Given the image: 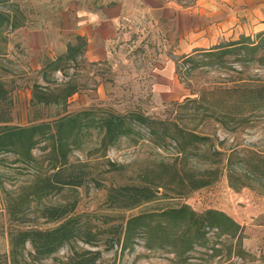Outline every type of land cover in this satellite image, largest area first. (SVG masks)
I'll use <instances>...</instances> for the list:
<instances>
[{"label":"rangeland","instance_id":"374dc122","mask_svg":"<svg viewBox=\"0 0 264 264\" xmlns=\"http://www.w3.org/2000/svg\"><path fill=\"white\" fill-rule=\"evenodd\" d=\"M92 1L8 0L0 4L11 19L0 31V132L4 126L53 125L62 116L89 113L82 116V128L69 138L65 152L70 163H83L90 174L79 188H45V178L61 165L54 126L30 154L0 149L1 258L7 257L12 264V238L18 231L57 225L42 217L45 207L76 201L74 215L79 216V225L98 233L119 224L125 228L129 219L141 214H149L148 223L153 224L158 213L182 206L197 214L210 209L223 212L239 228L222 222L226 232L209 230L205 240L181 253L169 239L152 241L149 249L137 224L127 249L120 244L108 249L110 234L99 233L95 244L77 238L33 264H53L55 258L68 261L75 250L82 249L99 250L97 264H264V106H260L264 48L219 57L207 52L244 34L224 37L217 45L193 47V31L182 30L180 46L171 41L168 45L169 38L147 31L140 45L116 48L105 60H89L84 52L51 65L66 52L68 43L77 44L71 8ZM164 1L181 8L196 2ZM33 30L41 34L33 36ZM258 34L248 36L256 43ZM190 55L193 60H186ZM69 88L76 92L62 104ZM35 91L58 101L36 103ZM204 93L208 101L201 99ZM108 112H140L165 121L164 127H157L164 139L137 127L132 136L111 145L103 143L100 118ZM174 126L210 139L182 151L186 141L179 135L177 140L172 138ZM166 165L197 174L212 169L217 180L185 195L169 191L166 195L158 187V198L134 208L108 198L113 187L142 186L148 175L158 180L156 173L150 175L151 170L160 172ZM230 172L243 178L238 184L249 186L231 187ZM190 222L189 216L171 220L170 233L179 234ZM175 242L186 245L182 239ZM27 250H31L29 244Z\"/></svg>","mask_w":264,"mask_h":264},{"label":"trees","instance_id":"16d2710c","mask_svg":"<svg viewBox=\"0 0 264 264\" xmlns=\"http://www.w3.org/2000/svg\"><path fill=\"white\" fill-rule=\"evenodd\" d=\"M8 0H0V4ZM11 19L7 12L0 9V31L10 23ZM258 42L252 41L250 36H242L236 41H230L225 44H219L209 50L210 55L225 56L241 52L243 55L247 50L257 51L264 48V31L257 35ZM77 44L68 43L66 52L55 60L51 61L54 65L63 58L76 59V56L83 55L86 49V39L83 36L76 35ZM79 51V52H78ZM199 51V50H197ZM215 53V54H213ZM193 56L186 57L188 61H192ZM264 88L260 89L263 91ZM76 92L75 89L69 88L63 97L62 104L66 103L67 98ZM206 93L203 94L202 100L206 99ZM33 99L36 103H52L57 100L49 99L43 95H39L36 91L33 93ZM194 101V100H193ZM250 102V101H249ZM260 106H264V100L260 102ZM250 105V104H249ZM89 113L80 112L75 115H66L57 119L53 125L51 123H39L30 126H4L0 132V149L13 152L16 155L30 154L31 148L39 143L43 136L49 135L54 126L55 134V148L61 153V165L56 167L54 172L45 178V188L56 189L57 187L65 188H79L81 187L89 172L84 170L83 163H70L65 152L69 138L82 128L81 118ZM100 127L103 131V143L111 145L121 137L132 136L136 132L137 127H144L149 132L159 139H164L159 131L158 126L164 127L165 121H158L140 112H128L125 114H115L108 112L105 116L100 118ZM174 135L172 138L177 140L179 135L186 144L181 148L184 151L187 147L196 148L197 143L209 140V136L199 135L189 130H184L178 126H174ZM72 143V142H71ZM181 143V142H179ZM264 163V162H263ZM111 166L115 164L111 163ZM116 167V166H115ZM118 170V169H117ZM156 173L157 179H154ZM152 178L145 179L142 186L138 185H121L116 188L109 189L108 198L125 208H134L140 206L142 203L151 202L158 198L155 190L162 187L167 192H172L178 195H185V193L192 192L211 185L217 180L215 171L212 169L205 170L201 173L188 172L184 169H178L176 166L166 165L160 172L151 170ZM93 181L98 187L101 186L94 178ZM240 176L229 173L228 181L231 187H245L249 186L246 182L241 181ZM167 191V192H166ZM77 202H71L62 206L45 207L42 212V217L48 221L55 222L57 225L53 228L40 229L33 226L18 231L12 238V264H33L44 259L52 257L62 247L69 244L72 240L80 238L86 244H95L97 235L99 233H109L110 238L107 240L109 246L112 248L114 244H120L121 248L127 249L131 247V240L135 233V226L140 224L139 235L146 237V244L149 249H152V241H163L169 239L173 241L171 244L175 250L185 253L191 249L194 243L206 239L209 230L220 229L226 232L228 228L222 225V222L228 225L239 228L230 217L223 212L217 210H206L203 213L197 214L195 211L187 206L179 208H170L164 210L157 215V220L153 224L148 223L149 214H141L129 219L126 227L122 224L109 226L101 232H93L90 228H82L79 225V216L74 215ZM189 216L191 222L179 234L170 233L171 220H176L181 217ZM235 228V229H236ZM170 236H169V235ZM123 239V243H121ZM183 240L186 245L177 246L175 240ZM31 246V250H27V245ZM26 255V256H25ZM101 257L99 250L82 249L74 251L68 261H62L55 258L53 264H97ZM3 258V257H2ZM0 255V264H8L7 257L4 259Z\"/></svg>","mask_w":264,"mask_h":264},{"label":"crops","instance_id":"0c3cea01","mask_svg":"<svg viewBox=\"0 0 264 264\" xmlns=\"http://www.w3.org/2000/svg\"><path fill=\"white\" fill-rule=\"evenodd\" d=\"M71 10L73 32L86 39L85 55L92 61L105 60L116 48L140 45L147 31L166 36L174 46H180L183 29L193 31V47L264 31V0H196L189 8L164 0H93Z\"/></svg>","mask_w":264,"mask_h":264}]
</instances>
